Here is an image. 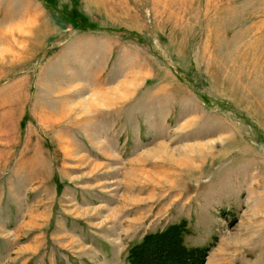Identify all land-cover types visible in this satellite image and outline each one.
Masks as SVG:
<instances>
[{"label":"rangeland","instance_id":"374dc122","mask_svg":"<svg viewBox=\"0 0 264 264\" xmlns=\"http://www.w3.org/2000/svg\"><path fill=\"white\" fill-rule=\"evenodd\" d=\"M179 262L264 264V0H0V264Z\"/></svg>","mask_w":264,"mask_h":264},{"label":"trees","instance_id":"16d2710c","mask_svg":"<svg viewBox=\"0 0 264 264\" xmlns=\"http://www.w3.org/2000/svg\"><path fill=\"white\" fill-rule=\"evenodd\" d=\"M180 230H181V227L173 226V227H171L169 233L173 232V233H175V236H177V234L179 233ZM198 252H200L204 255L203 251H198V250H192L191 252H188V253L190 256H193L195 253H198ZM136 257H137V254L131 255V259H133V261H135V262H136ZM133 261H131V262H133ZM182 263L183 262H181V263L179 262V264H182ZM183 264H185V263H183Z\"/></svg>","mask_w":264,"mask_h":264}]
</instances>
